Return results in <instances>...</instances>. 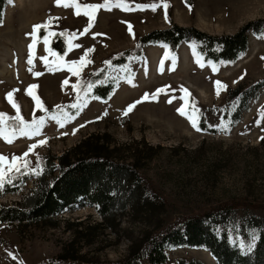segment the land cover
Wrapping results in <instances>:
<instances>
[{
	"label": "rangeland",
	"instance_id": "rangeland-1",
	"mask_svg": "<svg viewBox=\"0 0 264 264\" xmlns=\"http://www.w3.org/2000/svg\"><path fill=\"white\" fill-rule=\"evenodd\" d=\"M76 2L83 6L101 4L104 0ZM166 2L169 4L167 21L163 8L156 11L100 9L87 33H84L87 17L75 15L72 7L56 6L55 0H8L5 4L0 23V113L16 115L6 95L18 90L13 98L23 119L30 123L34 118L44 116L45 123L41 135L32 139L18 137L7 143L0 138V155L10 162L12 156H22L28 151L29 145L46 140V144L36 147L27 157L33 163L39 154L58 155L90 134L107 132L112 138L110 143L117 146L115 158L129 161V149L138 147L141 150L134 161L136 169L141 182L151 187L155 195L146 198L147 202L136 211L127 208L117 216V225L112 228L94 226L101 218L94 205L83 201L56 214L55 226L46 222L26 227L3 223L0 225V264H36L57 257L65 249L72 250V256L76 255L80 260L113 261L126 253L129 238L135 239L145 231L159 233L177 217L220 205L232 206L238 199L247 205H264V87L258 90L228 133L197 132L177 111L184 107L191 112L187 108L191 95L203 109L208 125L218 128L216 107L224 102L226 90L264 77V34L249 35L243 53L234 61L218 64L202 63L191 52L188 43L178 45L174 62L171 56L165 59L163 45H148L143 49L142 57L130 64L132 74L120 77L107 99L86 100V106L80 108L63 128L49 120L46 114L42 115L43 111L36 107L31 96L25 94L30 85H37L33 93L45 109L67 103L72 85L78 78L64 68L63 63L79 61L89 49L92 51L88 52L87 59L91 63L83 68L80 76L99 67L110 55L132 47L139 35L152 29L175 23L191 25L210 34L233 33L245 22L264 17V0ZM125 3L135 8L140 4H159L160 0H125ZM50 17L58 19L53 20L49 31L65 29L66 39L75 33L76 37L70 42L79 47L67 51L66 43L67 54H64L63 62H57L45 52L42 42L37 43L33 65H29L28 45L32 42L29 34L34 25L42 24ZM129 25L134 35L129 33ZM44 56L48 57V67L40 60ZM65 80L67 85L63 84ZM215 81L226 85L219 95ZM157 90H160L159 94L154 95ZM145 94L149 98L124 115L125 109L142 100ZM32 186L33 179H29L12 193H4L2 189L0 202L13 203ZM249 208L253 209H230L225 215L224 229L243 250L250 249L254 240L249 224L255 221L264 229V210ZM237 220L247 226V240L233 232ZM166 254L167 264L190 259L215 264L209 253L199 248L173 247L167 249Z\"/></svg>",
	"mask_w": 264,
	"mask_h": 264
},
{
	"label": "trees",
	"instance_id": "trees-1",
	"mask_svg": "<svg viewBox=\"0 0 264 264\" xmlns=\"http://www.w3.org/2000/svg\"><path fill=\"white\" fill-rule=\"evenodd\" d=\"M8 0H0V21L5 4ZM65 33V29L55 31ZM264 34V17L249 20L239 26L233 33L210 34L191 25H177L171 23L168 27L152 29L139 35L130 48H124L103 61L99 67L89 70L79 77L82 85L89 82L94 84L91 94L85 97L105 100L113 91L120 77L132 74L130 64L143 55V49L148 45L161 44L169 52V56L176 54V48L181 43L190 44L191 52L200 58L202 63L234 61L247 48L249 35ZM41 38L44 30L38 33ZM48 47L58 56H64L66 50V36H52ZM110 63L111 67L107 66ZM127 66L128 71H124ZM77 83V80L74 84ZM264 87V77L243 85L237 84L225 92L224 102L216 107L219 113V126L210 127L206 121L203 109L198 106L190 95L187 108L194 105L199 112V127L204 132L228 133L230 128L240 120L241 114L248 107L260 88ZM83 95V91H81ZM76 102V92L71 91L67 103L47 108V114L60 109L73 116L76 109L68 107ZM45 115V112L42 113ZM11 118L13 116H7ZM14 121H7V130L12 131ZM226 127V130H224ZM112 138L107 132L90 134L77 142L71 148L58 155L46 153L37 155L30 167H36L37 157L40 158L39 174L17 176L11 183H6L3 192L16 191L21 183L33 179V186L27 190L19 200L4 204L0 202V225L3 223L26 227L46 222L55 226V215L65 207L79 201L94 205L101 221L94 226L112 228L117 225L115 219L122 215L127 208L136 211L140 205L147 202L146 198L155 195L152 188L141 182L134 161L140 153L138 147L129 149L131 159L125 161L115 158L117 149L111 144ZM28 159V158H27ZM29 161V160H28ZM142 183V184H141ZM239 201V202H236ZM232 206L220 205L209 208L186 217H177L172 224L159 233L145 231L135 239L129 238L126 253L119 259L84 261L72 256L73 251H63L55 258H48L36 264H167V249L173 247L199 248L207 251L215 264H264V229L253 221L249 224L254 234L250 249L243 250L233 241L231 234L224 229L227 210L242 207L245 209L264 210V205H247L238 199ZM75 225H79L76 223ZM79 231V229H78ZM233 232L242 239H248V228L242 220H237ZM178 264H203L199 260H179Z\"/></svg>",
	"mask_w": 264,
	"mask_h": 264
},
{
	"label": "snow or ice",
	"instance_id": "snow-or-ice-1",
	"mask_svg": "<svg viewBox=\"0 0 264 264\" xmlns=\"http://www.w3.org/2000/svg\"><path fill=\"white\" fill-rule=\"evenodd\" d=\"M56 6H63L65 8L72 7L75 9L74 14L79 16L83 14L88 19V25L87 28H85L84 33H87L91 27L93 26L94 20H95V14L98 10L103 9L106 11H111L112 8H119L121 11H131V10H152L156 11L158 8H163L165 20H168L167 15V9L169 7V4L166 2V0H160V3H152V4H140L136 5L135 8H131L127 3H125V0H104L101 4H85L83 6L79 5L76 0H55ZM58 19L54 17H50L48 20H46L42 24L34 25L32 28L31 33L29 34L32 42L28 45L29 49V58L27 63L29 65H33V59L34 57V48L37 43L42 42L45 46V52L49 55L56 58L57 62H63L64 58L63 56H58L57 53L52 52L51 49L48 47L49 44V38L52 36L60 35V36H66L65 33H55L52 31H49L53 20ZM2 23V21H0ZM43 29L45 32V35L41 41L38 33L40 30ZM129 33L134 35L131 31V25H129ZM99 35V34H96ZM76 37V34L73 33L70 36L67 37L66 43L68 45L67 51H71L74 47H79V45H73L70 41L71 39H74ZM92 51V49L87 50L83 56H81L79 61H71V62H64L63 67L66 68L69 72H71L73 75L77 76V83L72 85L73 90L76 92V102L69 105L68 107L72 109L77 110V114L80 108L83 106H86L87 101L85 97L89 96L91 94L92 88L94 87V84L89 82L85 85H82L79 76L82 72L83 68L87 66V64L91 63L90 60L87 59L88 52ZM67 52L65 53V55ZM169 58V52L165 51V59ZM173 62H174V58ZM264 59V58H262ZM40 60L45 63V66L48 67V57H40ZM199 63V61H197ZM107 66L111 67V64L108 63ZM161 66H163V60L161 61ZM60 65L57 63V68H59ZM32 69L29 68V71ZM124 71H128L127 66L124 67ZM213 71H216L215 66H213ZM35 76L41 75V73H34ZM64 85L68 84V81L65 80L63 82ZM215 87L217 89V95H219V91L222 88H226V85L221 84L220 81L214 82ZM37 85H30L28 89L25 90V94L31 96L32 100L34 101L36 107L40 110L45 112L47 118L49 120H54L57 125L61 128L65 126V124L72 119H74V116L69 115V113L65 112L63 108L60 109V113L57 114L56 112H53L52 114L48 115L47 110L44 108L43 103L40 101L39 97L34 95L33 90L37 88ZM18 90H13L12 92L7 93L6 99L8 100L9 104L13 107V109L16 110V115L14 117L8 118L5 114L0 113V138H3L5 142L12 143L15 138L18 137H26L28 139H32L33 137L40 136L42 133V128L45 123V117L41 116L39 119L34 118L30 123L26 122L23 117L20 115L19 112V106L14 100V93ZM81 91H83V95H81ZM187 94V90H183ZM160 90H157V93L154 95H158ZM148 94H145V96L140 101H136L135 103L129 105L127 109L124 111V115H127L129 112H131L137 103L143 102V100L148 99ZM171 102V101H169ZM58 108L60 106H57ZM191 112H188L184 107L178 109V113L181 116H184L186 119L189 120L191 126L196 130L197 132L202 131V129L199 127V112L195 108L194 105H190ZM107 113H105L106 115ZM264 115V114H262ZM11 119L14 121V125L12 126V131H7V121ZM259 123V121L257 122ZM84 125H81L83 127ZM211 127V126H210ZM226 130V127L225 129ZM75 131H73V134H75ZM46 140H40L37 144H31L29 145L28 151L23 153L22 156H12L11 161L9 162L7 157H4L3 155H0V190H2L6 183H11L13 179H15L17 176L27 175V174H39L42 169L40 168V158L37 157L36 160V167L31 168L30 167V161H28L27 157L33 152V150L36 147L42 146L46 144ZM255 238V237H253Z\"/></svg>",
	"mask_w": 264,
	"mask_h": 264
}]
</instances>
